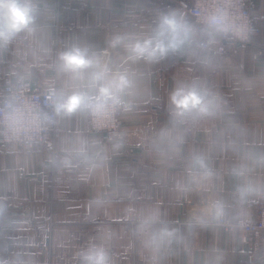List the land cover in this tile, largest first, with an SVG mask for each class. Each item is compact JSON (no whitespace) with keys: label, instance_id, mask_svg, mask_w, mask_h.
<instances>
[{"label":"crops","instance_id":"1","mask_svg":"<svg viewBox=\"0 0 264 264\" xmlns=\"http://www.w3.org/2000/svg\"><path fill=\"white\" fill-rule=\"evenodd\" d=\"M178 1L35 0L40 11L34 31L0 46V92L7 77L42 89L67 87L54 67L66 46L90 45L114 57L108 48L114 34L150 32L158 15L178 9ZM250 1L259 34L237 54L219 57L196 50L132 66L140 74L139 89L134 109L121 116L120 139L109 141L90 131L86 115L77 114L58 118L52 149L0 146V264H80V252L91 244H104L111 264H153L137 231L139 219L150 214L185 237L158 264H264V235L255 240L219 225L186 227L211 199L223 198L227 219L236 220L253 217L252 201L264 198L237 203L234 188L240 180L231 175L243 151L264 153V0ZM192 81L217 94L222 111L190 118L176 130L183 137L179 154L162 157L154 142L170 126V94ZM82 139L98 157L91 170L51 166L50 158ZM193 153L207 156L214 175L188 188L186 168ZM252 175L264 183V168Z\"/></svg>","mask_w":264,"mask_h":264},{"label":"clouds","instance_id":"2","mask_svg":"<svg viewBox=\"0 0 264 264\" xmlns=\"http://www.w3.org/2000/svg\"><path fill=\"white\" fill-rule=\"evenodd\" d=\"M35 0H0V46H7L20 33H31L39 15ZM198 24H193L180 9L158 15L148 33L123 32L108 40L107 52L100 53L90 45L73 43L60 51L55 70L64 76L67 87L50 91L47 96L51 113L44 111L21 95H12L0 108L2 134L8 141L31 146L47 127L54 123L53 116L67 118L77 114L92 117L97 122L111 120L120 112L135 107L140 74L132 67L143 62L152 65L177 53L196 54L205 51L220 40L245 41L251 28L235 0H212L196 13ZM205 67L210 61L200 59ZM170 126L157 134L154 147L162 157L180 152L183 137L176 130L190 118H210L222 111L221 98L199 81L181 83L169 97ZM229 147H232L229 145ZM88 140H78L62 156H53L51 166L62 169L84 168L91 170L98 157L91 153ZM234 151H242L233 147ZM264 168V153L243 151L241 160L231 169V175L240 180L234 188V199L244 204L254 197H264V183L252 173ZM187 187L200 186L214 175L207 156L193 153L186 168ZM184 188V177L180 180ZM228 204L223 198L208 201L199 212L186 222L189 231L195 227L207 228L226 222ZM138 235L143 238L153 264L173 245L184 242L177 227L160 219L158 214L142 216L138 222ZM80 264H111L108 248L104 244H91L79 254Z\"/></svg>","mask_w":264,"mask_h":264},{"label":"built area","instance_id":"3","mask_svg":"<svg viewBox=\"0 0 264 264\" xmlns=\"http://www.w3.org/2000/svg\"><path fill=\"white\" fill-rule=\"evenodd\" d=\"M212 0H181L177 3V8L184 11L187 17L192 19L193 23L198 24L197 12L200 7L205 4L211 3ZM238 3L240 10L244 14L248 24L250 25L251 32L250 38L245 41L237 40H220L207 48L214 56L226 57L233 56L238 53L241 47L245 46L251 41L252 38L259 34V22L253 15L250 0H235ZM57 90L55 87L42 89L33 87L29 81L24 78L7 77L3 83L0 92V108L4 106L6 101L12 95H21L22 97L31 101L33 104L39 105L41 109L51 113V108L48 107L47 96L50 91ZM134 109V108H133ZM132 111V110H131ZM130 112V111H128ZM127 112H120L116 114L111 120L97 122L92 117L86 115L87 125L90 131L103 135L106 140L120 139L122 136L121 116ZM54 123L50 124L45 131H43L39 138L32 145L42 146L45 148H53L54 138L59 132L57 120L58 117L53 116ZM3 128L0 125V146L5 148L23 147L27 144L8 141L2 134ZM251 209L254 213L253 217L241 218L236 220L227 219L225 223L219 225L226 231L240 230L255 240L263 238L264 235V198L256 199L251 203ZM252 255L248 256V262H252Z\"/></svg>","mask_w":264,"mask_h":264}]
</instances>
